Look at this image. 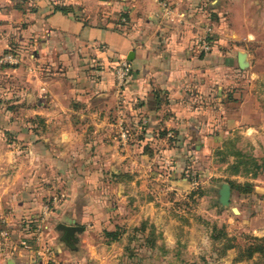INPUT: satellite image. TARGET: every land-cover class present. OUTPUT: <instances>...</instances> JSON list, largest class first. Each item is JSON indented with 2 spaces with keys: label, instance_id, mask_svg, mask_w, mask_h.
<instances>
[{
  "label": "crops",
  "instance_id": "crops-1",
  "mask_svg": "<svg viewBox=\"0 0 264 264\" xmlns=\"http://www.w3.org/2000/svg\"><path fill=\"white\" fill-rule=\"evenodd\" d=\"M263 35L264 0H0V264H114L154 194L197 199L208 152L260 146L238 44Z\"/></svg>",
  "mask_w": 264,
  "mask_h": 264
},
{
  "label": "rangeland",
  "instance_id": "rangeland-1",
  "mask_svg": "<svg viewBox=\"0 0 264 264\" xmlns=\"http://www.w3.org/2000/svg\"><path fill=\"white\" fill-rule=\"evenodd\" d=\"M252 13L255 17L256 9H249ZM238 45L252 55V65L246 71L249 87L241 91L247 92L264 113V38ZM232 138L223 142L222 151L208 152L201 161L203 176H199L194 187L197 194L203 193L201 197L190 200L186 195H174L173 191L162 196L154 194L159 201L152 218L137 229L131 228L130 234L128 224L123 225L125 243L120 248L124 252L113 250L114 254H123L114 264H264V258L259 256L235 262L240 251L251 243L250 238H264V198L256 194L244 196L233 190L231 205L224 207L220 203V189L225 183L264 188V138L260 146L240 137ZM235 153L254 163L242 166L238 172L232 167L237 162ZM216 226L218 231L214 230ZM231 239L234 241L229 242ZM230 244L236 248L225 251Z\"/></svg>",
  "mask_w": 264,
  "mask_h": 264
},
{
  "label": "trees",
  "instance_id": "trees-1",
  "mask_svg": "<svg viewBox=\"0 0 264 264\" xmlns=\"http://www.w3.org/2000/svg\"><path fill=\"white\" fill-rule=\"evenodd\" d=\"M235 155H238L237 158V162H235L236 164H232L233 169L237 170L238 172L240 171V168L242 166L247 167L250 164H253L254 161L251 159L246 158L245 156H243L242 154L239 153H235ZM240 155V156H239ZM247 170V172H250L249 169H245ZM232 190H236L238 191L241 195L244 196H249L254 194V188L251 184H246L244 186L239 185V184H235L232 183L231 184ZM198 195L199 197H201L203 195V193H195L193 194V196ZM214 230L218 231L219 229L217 228V226L214 228ZM121 234V232H116V233H106V236L108 238H113L114 240L117 239V237ZM224 234V233H223ZM226 239H230L227 238V234H225ZM215 239H219V237L215 238ZM251 243L243 250L240 251L238 257L236 258L235 262L236 263H242L244 261H249V260H253L256 256H259L261 258H264V238H250ZM234 240L231 239L229 242H233ZM236 248V245L234 244H230L229 246L226 247L225 251H229V250H233Z\"/></svg>",
  "mask_w": 264,
  "mask_h": 264
},
{
  "label": "built area",
  "instance_id": "built-area-1",
  "mask_svg": "<svg viewBox=\"0 0 264 264\" xmlns=\"http://www.w3.org/2000/svg\"><path fill=\"white\" fill-rule=\"evenodd\" d=\"M206 41L207 40H205V39L202 40L201 45L205 51H209L210 46H209L208 42H206ZM5 64L18 65L19 61L17 60L16 57H14L12 55H6V56L0 57V66L5 65ZM131 72H132L131 67L129 66V64L127 62L123 63V65L119 67V70L117 73V78H118V82L120 85L123 86L125 84L126 79L130 76ZM128 137L129 136L127 133H123V139L124 140H127ZM194 185L195 186L198 185L197 180L194 181Z\"/></svg>",
  "mask_w": 264,
  "mask_h": 264
},
{
  "label": "water",
  "instance_id": "water-1",
  "mask_svg": "<svg viewBox=\"0 0 264 264\" xmlns=\"http://www.w3.org/2000/svg\"><path fill=\"white\" fill-rule=\"evenodd\" d=\"M245 57L246 56H241V68L245 69ZM232 196H233V190L232 187L225 183L222 185L220 189V203L224 207H228L231 205L232 201ZM237 212V210H235ZM61 229L64 230L67 233V239H75L76 234L83 232L84 229L80 227H67V226H61Z\"/></svg>",
  "mask_w": 264,
  "mask_h": 264
}]
</instances>
